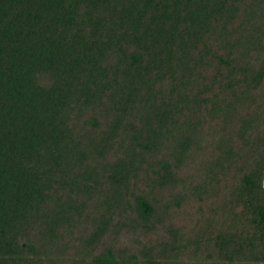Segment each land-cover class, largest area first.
I'll return each instance as SVG.
<instances>
[{"label": "trees", "instance_id": "obj_1", "mask_svg": "<svg viewBox=\"0 0 264 264\" xmlns=\"http://www.w3.org/2000/svg\"><path fill=\"white\" fill-rule=\"evenodd\" d=\"M264 0H0V264H264Z\"/></svg>", "mask_w": 264, "mask_h": 264}, {"label": "rangeland", "instance_id": "obj_2", "mask_svg": "<svg viewBox=\"0 0 264 264\" xmlns=\"http://www.w3.org/2000/svg\"><path fill=\"white\" fill-rule=\"evenodd\" d=\"M264 182V181H263Z\"/></svg>", "mask_w": 264, "mask_h": 264}]
</instances>
